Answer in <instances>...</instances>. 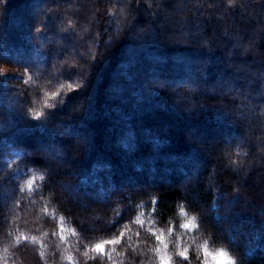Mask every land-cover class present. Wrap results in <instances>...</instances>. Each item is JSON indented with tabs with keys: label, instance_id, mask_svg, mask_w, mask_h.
<instances>
[{
	"label": "trees",
	"instance_id": "obj_1",
	"mask_svg": "<svg viewBox=\"0 0 264 264\" xmlns=\"http://www.w3.org/2000/svg\"><path fill=\"white\" fill-rule=\"evenodd\" d=\"M2 65L27 82L0 73V261L156 264L153 225L183 209L264 264V0H0Z\"/></svg>",
	"mask_w": 264,
	"mask_h": 264
},
{
	"label": "rangeland",
	"instance_id": "obj_2",
	"mask_svg": "<svg viewBox=\"0 0 264 264\" xmlns=\"http://www.w3.org/2000/svg\"><path fill=\"white\" fill-rule=\"evenodd\" d=\"M41 10L43 8H40ZM36 13V12H34ZM33 13V14H34ZM0 69H2V71H0V73H3L5 75V77H8L6 79H8L9 81H12L13 83H15V81H20L21 83L26 81L27 82V77L24 76V72H21V70L19 68H11L5 65L0 66ZM13 77V78H12ZM19 80H18V79ZM136 78V83L140 84L143 86V82H139L141 81L140 78ZM5 79V81H6ZM7 80V81H8ZM175 86H177L176 84L173 85L171 87V90H175ZM134 94V93H133ZM82 101V97L79 96L76 98V100L74 101L75 103L81 102ZM249 109L248 107L246 108ZM182 128H179L177 130H180ZM86 133V132H85ZM206 135H201L202 141L207 142L208 144L210 143L215 144V145H219L221 144L223 141L226 142L229 139L230 136H232L231 133H229L228 137H224V136H212L209 137V135H207V133H205ZM189 137V136H188ZM245 138H247L248 141H250L251 139L248 137H246L245 134ZM191 140H194V137H190ZM240 140L238 138H235L234 140V145L233 147H236L240 145ZM251 143V141H250ZM81 144H79V146L77 147V149L75 150V154L78 153V151L81 150ZM58 150L60 151V148L58 147V145H53L50 144V146L48 147L47 151H55V154L58 153ZM257 150H259L257 147H254L252 154L256 153L258 154ZM64 155H66V153L64 152ZM75 158V155H71V154H67L65 156V160L69 162L73 161ZM217 156L215 155L213 157V159L215 161H217ZM58 161V160H57ZM59 164V161L57 162ZM229 164V163H228ZM250 166H252L250 164ZM62 168H65L63 166H61ZM237 167H240V165H238ZM253 168V167H250ZM212 176V174H211ZM41 173L36 172V171H32V170H28V173L22 178V183L24 184V186L26 188H32L35 187L38 182L41 180ZM214 178L213 176L211 178H209L208 183L211 184L213 182ZM135 187H144L146 186L145 183L139 181L134 183ZM148 184V183H147ZM239 186H242V183L239 181ZM180 213L182 215V220H181V224L179 228H172V227H166V228H162L160 229L159 227H157L156 225H153L152 229H155V231H153V235L155 236L156 239V255H157V260H156V264H160V256L167 254L168 256L171 257V261L172 264H181V259L185 260L188 259V263L191 264H218V260H214L213 257L216 256L218 253L223 252L225 254V256L227 257L228 261H231L232 264H235V259L233 258V256L227 251L226 248L224 247H212L208 244L207 241H205L203 238H200L198 233H197V219L194 215L187 213L185 210L181 209ZM152 209H149L147 207H144L143 210H141V212L137 215V219L135 221V225H144L146 228H150V223L152 221ZM62 221H59V226H60V233L61 236L63 238L68 237V235H72L73 234V230L71 229L70 226H68L65 222H63V219H60ZM188 220H193L195 223V227H185V224L187 223ZM149 231V230H148ZM152 231V230H150ZM163 236L165 239L162 242L158 237ZM157 249H159L160 251L158 252ZM184 251L186 253V255L184 257L180 256L178 253ZM186 257V258H185Z\"/></svg>",
	"mask_w": 264,
	"mask_h": 264
},
{
	"label": "snow or ice",
	"instance_id": "obj_3",
	"mask_svg": "<svg viewBox=\"0 0 264 264\" xmlns=\"http://www.w3.org/2000/svg\"><path fill=\"white\" fill-rule=\"evenodd\" d=\"M185 227H195V223L193 220H188L187 223L185 224ZM162 242L164 241V237L160 236L158 237ZM21 239H27V237H21ZM33 241H36L35 237H32ZM108 243V244H115L117 243L116 241H105V242H101L98 243L96 245H94L91 249H89L90 252H95V253H103L104 251V244ZM157 251L159 252L160 250L157 249ZM180 256L184 257L186 255V253L184 251H181L178 253ZM43 255V253H42ZM69 261L72 260L71 256L66 257ZM214 260H221V261H225L228 262V264H230V262L228 261L227 257L225 256V254L223 252L218 253L216 256L213 257ZM160 264H172L171 261V257L168 256L167 254L161 255L160 256Z\"/></svg>",
	"mask_w": 264,
	"mask_h": 264
},
{
	"label": "clouds",
	"instance_id": "obj_4",
	"mask_svg": "<svg viewBox=\"0 0 264 264\" xmlns=\"http://www.w3.org/2000/svg\"><path fill=\"white\" fill-rule=\"evenodd\" d=\"M0 71H2V69H0ZM45 106L51 107L50 104H46ZM40 115H42V112L37 111V112H35L33 118H37V117H39ZM113 241H116L117 243L119 242L118 239H117V240H113ZM84 255H85V256H88V252H85ZM185 258H186V257H185ZM229 262H230V264H232L231 261H229ZM0 264H7V261H0ZM218 264H228V262L218 260Z\"/></svg>",
	"mask_w": 264,
	"mask_h": 264
}]
</instances>
